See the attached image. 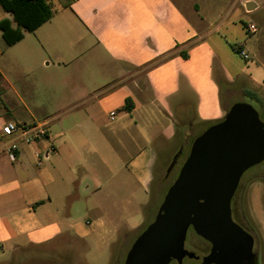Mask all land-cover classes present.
<instances>
[{
  "label": "crops",
  "instance_id": "0c3cea01",
  "mask_svg": "<svg viewBox=\"0 0 264 264\" xmlns=\"http://www.w3.org/2000/svg\"><path fill=\"white\" fill-rule=\"evenodd\" d=\"M47 2L51 18L20 41L4 47L0 33V58L17 50L6 64L0 61V87L6 88L0 128L9 121L47 123V139L22 144L14 157L0 152L1 257L59 238L85 241L100 232L140 227L141 215L120 205H141L128 184L133 180L139 192H148L155 143L172 141L178 124L195 115L211 119L219 112L213 54L198 41L186 50L189 21L169 0ZM2 19L11 16L0 6ZM80 44L100 48L106 58L107 69L91 86L82 83L77 61L92 54L82 55ZM47 53L56 72L43 75L34 62L42 58V69H49ZM57 74L64 76L67 100L57 103L61 110L46 113L39 92L54 85ZM235 76H228L232 83ZM73 98L78 99L73 103ZM126 99L129 111L123 110ZM113 112L115 125L106 132L102 118ZM54 120L72 126L57 130L49 125ZM126 189L131 199L121 200Z\"/></svg>",
  "mask_w": 264,
  "mask_h": 264
},
{
  "label": "rangeland",
  "instance_id": "374dc122",
  "mask_svg": "<svg viewBox=\"0 0 264 264\" xmlns=\"http://www.w3.org/2000/svg\"><path fill=\"white\" fill-rule=\"evenodd\" d=\"M169 2L185 20L189 21L190 39L184 44L187 45L189 42L191 45L187 46L186 50L192 47V42L198 41L196 44H202L206 52L213 54L217 74L214 83L219 88L218 114L211 119H201L195 115L187 119L186 123L178 124L179 134L172 141L155 143L158 156L153 169V181L148 192L146 194L143 191L139 192L133 180L128 184L132 186V190L138 192L134 199L140 201L141 205L132 203L120 205L127 213L135 214L136 212L141 215L140 227L131 231L121 230L115 234L100 232L85 241L75 237L73 241L59 238L43 245L28 246L15 253L0 256V264H123L126 253L136 237L152 222L166 190L175 180L188 155L192 141L208 127L221 121L231 105L235 103L252 106L264 123V0H169ZM246 2L253 4V8L247 9ZM251 28L255 31L251 32ZM74 38L75 34H73ZM184 44H178L177 47ZM233 44L241 45L240 49L246 54V59L238 55V52L232 48ZM76 48L83 51L82 55L92 54L90 59L77 61L78 66L82 68L80 72L82 83L89 86L98 83L101 80L102 69H107L102 50L98 47L86 50L87 47L84 44ZM12 51L17 53L16 49H8L4 52L0 58L3 64H6L7 55ZM48 55L47 53V59L44 62H50L49 69H42L40 65L42 58L34 62L35 70L43 75L56 72L53 60ZM229 74L238 75L237 78L234 77L233 83L228 78ZM9 78L16 85L12 76L9 75ZM63 78V75L60 77L57 74L54 85L40 90L39 99L44 100V108L42 107L41 111L54 114L57 110H61V105L57 103L67 100V89H65ZM251 79L258 82L260 86H255ZM73 85H75L74 81ZM5 89L0 87V112L3 113H5L6 105ZM242 89L256 93L263 105L259 107L258 103L244 94ZM77 99L73 98V103ZM117 116V113L113 112L102 118L106 132L115 125L110 118L115 119ZM49 125H54L57 130H69L72 126L67 121L58 122L57 120L50 122ZM185 133L187 137L184 140L182 136ZM79 172H82L81 168ZM259 178H264V161L245 171L241 180L242 185L246 186L243 192V205L252 222L260 228L261 238L259 239L264 242V179ZM130 189L121 193V200L131 199ZM124 222L126 226L129 223L126 219ZM194 238L191 235L190 240ZM262 247L261 252L257 253V264H264V245ZM197 254H200L199 251Z\"/></svg>",
  "mask_w": 264,
  "mask_h": 264
},
{
  "label": "water",
  "instance_id": "95a60500",
  "mask_svg": "<svg viewBox=\"0 0 264 264\" xmlns=\"http://www.w3.org/2000/svg\"><path fill=\"white\" fill-rule=\"evenodd\" d=\"M253 4L246 3V8ZM264 161V123L245 103L191 143L152 222L136 237L123 264H181L189 226L210 244L200 264H256L252 238L231 220L230 200L241 175Z\"/></svg>",
  "mask_w": 264,
  "mask_h": 264
},
{
  "label": "trees",
  "instance_id": "16d2710c",
  "mask_svg": "<svg viewBox=\"0 0 264 264\" xmlns=\"http://www.w3.org/2000/svg\"><path fill=\"white\" fill-rule=\"evenodd\" d=\"M0 6L11 16V20L0 21L1 40L4 47L20 41L24 33L34 31L52 16L47 0H0ZM240 47V44L232 45L236 52L240 50ZM243 93L255 100L259 107L263 105L261 98L253 91L244 90ZM130 109V100L126 99L123 110Z\"/></svg>",
  "mask_w": 264,
  "mask_h": 264
},
{
  "label": "flooded vegetation",
  "instance_id": "af4514ba",
  "mask_svg": "<svg viewBox=\"0 0 264 264\" xmlns=\"http://www.w3.org/2000/svg\"><path fill=\"white\" fill-rule=\"evenodd\" d=\"M242 175L238 181L236 189L230 200V215H231V220L236 225H238L244 232H246L248 235L251 236L253 242L252 252L255 255V260L257 264V253L261 252V250L263 249L262 245H264V242L261 239H259L260 228L255 223L252 222L248 212L245 209V206L243 205V192L244 189H246V186L244 184L242 185V180H241ZM259 179H264V178H259ZM191 235L195 237L193 240H190ZM183 247L186 251L192 253L193 255L191 257L184 256L181 260V264H200L202 258L208 254L211 246L207 241L197 236L194 233L192 227L189 226L186 231ZM197 251H199L200 254H197ZM169 264H178V263L176 260H171Z\"/></svg>",
  "mask_w": 264,
  "mask_h": 264
},
{
  "label": "built area",
  "instance_id": "2783aa9c",
  "mask_svg": "<svg viewBox=\"0 0 264 264\" xmlns=\"http://www.w3.org/2000/svg\"><path fill=\"white\" fill-rule=\"evenodd\" d=\"M250 31L254 32L255 29L251 28ZM238 55L247 58L242 49L238 51ZM44 139H47V123H16L9 121L0 128V152L14 157L22 144H33Z\"/></svg>",
  "mask_w": 264,
  "mask_h": 264
}]
</instances>
